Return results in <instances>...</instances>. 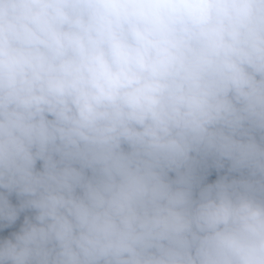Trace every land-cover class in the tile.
I'll use <instances>...</instances> for the list:
<instances>
[{"label":"clouds","instance_id":"obj_1","mask_svg":"<svg viewBox=\"0 0 264 264\" xmlns=\"http://www.w3.org/2000/svg\"><path fill=\"white\" fill-rule=\"evenodd\" d=\"M0 264H264V0H0Z\"/></svg>","mask_w":264,"mask_h":264}]
</instances>
